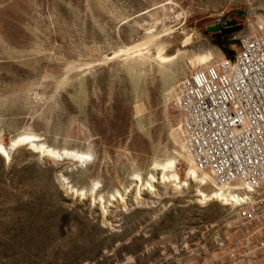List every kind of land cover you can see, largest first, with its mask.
<instances>
[{"label":"rangeland","instance_id":"374dc122","mask_svg":"<svg viewBox=\"0 0 264 264\" xmlns=\"http://www.w3.org/2000/svg\"><path fill=\"white\" fill-rule=\"evenodd\" d=\"M259 17L264 0H0V264H264L233 206L151 179L173 160L190 183L177 84L198 51L234 57ZM23 136L89 157L11 150ZM199 173L204 194L223 187Z\"/></svg>","mask_w":264,"mask_h":264},{"label":"built area","instance_id":"2783aa9c","mask_svg":"<svg viewBox=\"0 0 264 264\" xmlns=\"http://www.w3.org/2000/svg\"><path fill=\"white\" fill-rule=\"evenodd\" d=\"M233 51L183 77L177 105L188 153L216 185L237 192L239 202L226 205L262 234L264 249V30Z\"/></svg>","mask_w":264,"mask_h":264},{"label":"bare ground","instance_id":"6f19581e","mask_svg":"<svg viewBox=\"0 0 264 264\" xmlns=\"http://www.w3.org/2000/svg\"><path fill=\"white\" fill-rule=\"evenodd\" d=\"M259 18H260V23L259 22H256V23H258V25L260 27H262V26H264V17L263 18L259 17ZM193 40H195V39H193ZM158 56L163 61L170 60V58L173 57V55H168V56L166 55L165 56L162 53H158ZM193 57L194 58L191 60L192 65L193 66L197 65V67L204 66L201 69L211 65L212 64L211 62L213 61L212 54H211V52H209V50H207V51L206 50L198 51V53H194ZM176 99H177V97H176ZM181 128H182V126H181ZM25 141L31 143L32 146H34L35 148H40L42 153L47 154L49 156H56V157L70 156V157H73L74 159H76V161H79V162L83 161L84 159H87L89 157V154H87V153L78 152V151H74V150H64V151L60 152V151H57V150H55V149H53L51 147L45 146L44 144H41L38 147V145L35 144L36 139L33 136L18 137L17 139H15L12 142L11 150L16 148L18 145H20L22 142H25ZM184 141L186 143L185 133H184ZM0 154L3 155V157L5 158L6 161L9 160V158H10L9 152L2 144H0ZM193 163L194 164H192V166H191V168L189 170V176H190L189 177V181H190L189 184L185 183L184 185H181L179 177H178V175H177V173L175 171L172 172V173L170 172L171 174L169 172L166 173L167 169L175 168V162L173 160H167L165 163L156 164L154 171L157 172V175H159V178H158V180H155V177L153 175H151L152 183L160 184L162 187L165 186V185L166 186L168 185L171 188H179V185L181 187H188V186L193 184L196 187V191H197L196 197L198 198L200 203H202L204 201H209V200H218V201L224 202L226 204L229 203L231 205H234V203L239 202L240 196L237 194V192L233 191L232 188H230V187H225V186L218 187L215 191H213L209 195H206L201 190H199L198 186L200 184H204L207 181V176L205 174H201L199 172L201 170L204 171V170H208V169L198 167V165L195 163L194 160H193ZM133 181H135L138 184L141 183L140 176L136 175V178H134ZM147 183H148V187L145 189L146 192L143 193L144 198H141V201L145 202V203H153V198H154L155 193L153 195L152 191H154V188H153L151 182H147ZM136 186H138V185L136 184ZM134 187H135V185H134ZM136 188H138V187H136ZM154 192H156V190ZM119 197L121 198V196H119ZM117 198H113V199L115 201H117ZM121 200H122V198H121ZM136 201H137V199H136ZM138 202H139V200H138ZM110 206L112 207V203H110ZM115 208H116V206H115ZM113 210H114V208H113ZM106 215H107V213H106ZM114 219H116V218H114Z\"/></svg>","mask_w":264,"mask_h":264}]
</instances>
